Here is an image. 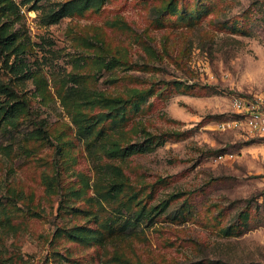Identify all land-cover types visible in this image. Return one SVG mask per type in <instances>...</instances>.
Listing matches in <instances>:
<instances>
[{
	"label": "rangeland",
	"instance_id": "rangeland-1",
	"mask_svg": "<svg viewBox=\"0 0 264 264\" xmlns=\"http://www.w3.org/2000/svg\"><path fill=\"white\" fill-rule=\"evenodd\" d=\"M12 1L18 46L0 50V83L29 105L16 122L0 119V264H264V135L218 126L236 115L233 95L264 93V0H106L56 21L45 13L63 0ZM112 55L124 61L107 66ZM144 87L147 99L110 133L165 140L122 161L126 179L144 200L163 176L150 203L179 191L173 209L194 190L195 207L184 220L160 214L119 233L87 200L106 180L96 166L104 155L77 134L73 115L107 110L85 100L98 91ZM40 124L51 142L33 133ZM80 186L59 207L63 188ZM81 205L98 211L101 240L55 234L91 223Z\"/></svg>",
	"mask_w": 264,
	"mask_h": 264
},
{
	"label": "trees",
	"instance_id": "trees-1",
	"mask_svg": "<svg viewBox=\"0 0 264 264\" xmlns=\"http://www.w3.org/2000/svg\"><path fill=\"white\" fill-rule=\"evenodd\" d=\"M24 2H30L32 0H22ZM38 0H35V2ZM106 0H63V2L56 8H53L46 12V21H56L62 16L70 13H83L89 8L98 9ZM173 3L170 1V4ZM35 5V3H34ZM167 5L163 10L168 8ZM17 8V5L12 0H0V50L4 48L15 49L18 46L17 33L9 26L12 23L10 14L13 10ZM6 16V18H4ZM101 56V55H100ZM124 61L119 56L112 55L109 59L105 60L104 63L107 66H112ZM13 66V65H12ZM183 82L177 81V85L180 88ZM184 86V85H183ZM152 87H144L130 93L129 95L121 94H105L98 91L94 97L86 98V102H99L103 106L107 107V110H101L97 113H86L76 111L73 115V119L77 124V134L83 136L87 142V145L95 143V149L99 148L104 157L98 158L96 161L97 170L106 179L100 185H95L94 190L95 195L88 193V199L93 205L97 204L100 206L103 218L100 221V216L98 211L91 210L93 208L77 207V209L85 210L91 213V217L88 218L89 223H76L70 227H63V231L59 230L61 227H57L55 234H65L72 239H99L101 240L104 236V229L98 227L96 222H102L105 218L109 217L107 220L111 223H106L105 225L113 226L119 233L121 231L127 232L126 222L132 223L130 232H133L137 227L145 222L150 224L153 219L160 214L166 216L167 218H172V220H184L191 215L192 209L195 207L193 201L192 193L194 190H186L183 193L184 197L178 203V205L169 209V206L173 200L180 196V192H172L167 197L161 199L156 203H150L149 198L154 194L151 193L154 187L158 183H162L165 177L159 176L151 185L149 191L150 194L147 195L146 199L139 197L138 189L135 188V184L131 183L126 179L124 173V168L122 161L127 160L131 155L141 152L145 149H150L165 140L163 133H149L143 137V139H128L126 141H121L123 138L119 135H113V132L121 130L120 128L114 130L110 133V127L112 129L113 122H117L122 126V120H126L129 116L126 111L128 110H138L141 103L147 99ZM0 92L7 95L8 98L2 99L0 97V119H6L11 123L16 122L20 115L25 114L28 110L29 99L23 97H15V91L13 87L7 83H0ZM16 98L11 101V98ZM111 116V125L105 124L104 121L107 117ZM16 120V121H15ZM115 125H117L115 123ZM37 131L35 136L40 137L43 143L51 142L52 136L47 127L40 124L36 127ZM113 130V129H112ZM100 139V140H99ZM99 140V143L96 141ZM94 150V149H93ZM106 175V176H105ZM85 178L84 176H82ZM56 180L58 181V176L56 175ZM98 183V182H96ZM95 183V184H96ZM89 185L86 179L84 183ZM83 191V186L77 188H66L60 192L61 199L59 207H62L69 202L68 199L71 198L72 194H78V192ZM85 191V190H84ZM85 200V199H84ZM86 200V201H87ZM104 202L111 205L115 212H110L106 214V208ZM2 202L0 200V209ZM224 207V206H222ZM219 208V210L222 209ZM127 211V216L124 217L123 210ZM218 215V214H217ZM124 217V218H123ZM106 220V221H107ZM102 230V231H99ZM232 227L228 225L224 232L231 233ZM118 257V256H117ZM119 258V257H118ZM128 264H145L142 260L127 261ZM191 264V263H190Z\"/></svg>",
	"mask_w": 264,
	"mask_h": 264
},
{
	"label": "built area",
	"instance_id": "built-area-1",
	"mask_svg": "<svg viewBox=\"0 0 264 264\" xmlns=\"http://www.w3.org/2000/svg\"><path fill=\"white\" fill-rule=\"evenodd\" d=\"M231 103L236 115L218 121L219 127L246 129L264 135V93L235 94Z\"/></svg>",
	"mask_w": 264,
	"mask_h": 264
}]
</instances>
